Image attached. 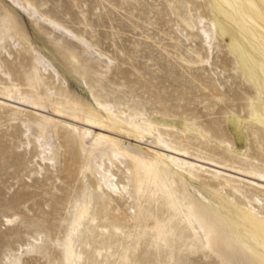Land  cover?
<instances>
[{"label": "rangeland", "instance_id": "rangeland-1", "mask_svg": "<svg viewBox=\"0 0 264 264\" xmlns=\"http://www.w3.org/2000/svg\"><path fill=\"white\" fill-rule=\"evenodd\" d=\"M2 1L0 30L6 22ZM31 1L41 12L86 37L114 59L115 67L101 75L97 82L99 89L94 90L100 100L115 102L116 108L125 107L129 113H143L160 127H172L175 131L170 137L175 141L182 139L195 156L223 164H242L245 168L264 166V130L251 119L250 110L252 100H257L255 83L260 81L254 75L248 79L229 36L218 33L211 67L186 66V60L196 58L188 55L180 43L199 46V39L190 28L200 15L213 18L206 1ZM171 6L178 13L174 14ZM22 18L34 44L52 59L39 39L34 38L28 18L25 15ZM40 29L90 66L91 80L96 85L100 73L95 55H87L76 38L51 32L44 25ZM24 46L22 43L21 47ZM12 56L2 51L0 69L9 72L12 78L28 77L39 84V74L30 55L14 49ZM55 65L63 82L52 83L51 79L46 82L63 89L69 84L72 92L89 107L97 108L83 78L57 62ZM20 88L28 89L26 85ZM261 92L264 97L263 88ZM234 115L243 118L242 127L231 122ZM17 117L12 110L0 108V261L9 249L24 243L27 235L42 231L53 240V249L47 261L42 259L37 264H64L62 249L55 247L57 240L69 232L75 204L82 201L88 203V212L83 231L74 241L76 264H222L212 254H203L205 241L197 227L182 222L186 217L185 207L175 209L166 197L167 189L156 180L149 183L139 199L120 200L97 186L88 175L84 161L83 177L77 173V166H81L77 146V152H65L70 153L68 161L59 158L61 169L51 171L52 178L32 173L37 169L35 153L25 150L26 140ZM69 129L72 131V127ZM81 132L85 131L81 128ZM199 132L208 136L203 138ZM72 135H76L74 131ZM122 138L135 146L146 147L128 135L123 134ZM226 143L235 150L233 154L227 151ZM107 149V144L100 146L101 153ZM73 161L76 165L69 166ZM250 181L244 178L237 190L228 191L236 206L253 202L255 197L251 194L264 198V191L252 188ZM58 186L63 189L52 188ZM189 188L211 197L199 183L190 182ZM128 207L140 214L141 221L133 219ZM6 217L15 219L12 226H6ZM156 225L168 232L159 236Z\"/></svg>", "mask_w": 264, "mask_h": 264}, {"label": "bare ground", "instance_id": "bare-ground-1", "mask_svg": "<svg viewBox=\"0 0 264 264\" xmlns=\"http://www.w3.org/2000/svg\"><path fill=\"white\" fill-rule=\"evenodd\" d=\"M195 1H206L213 18L200 15L191 26L192 35L199 39L198 47L190 42L180 43L188 55L196 58L194 61L186 60V66L211 67V56L218 47V33L229 36L230 45L237 47L240 67L247 71L248 79L254 75L260 81L257 85L255 83L257 100H252L250 110L251 119L264 130V97H261V89H264V0ZM1 3L6 22L0 30V54L3 51L12 56L14 49L29 54L33 68L39 74V84L36 85L28 77L12 78L9 72L0 69V108L18 115L22 136L26 140L25 150L35 153L33 158L37 169L32 173L45 179L52 178L51 171L61 169L59 158L68 161L70 153L66 155L65 152H77V146L81 163L77 166V173L83 177L84 161L88 175L97 186L120 200L133 202L145 194L152 180L161 183L167 189L166 197L170 198L171 205L178 210L179 206L185 207L186 217L182 222L191 228L197 227L205 241L204 255L212 254L222 264H264V198L251 194L255 197L253 202L236 206L227 194L231 189L237 190L244 178L251 180L249 185L252 188L264 191V166L245 168L242 164H223L212 158L195 156L188 151L182 139L175 141L170 137L175 131L172 127H160L143 113H129L125 107L116 108L115 102L100 100L94 90L99 89L97 82L101 75L115 67L113 58L98 50L86 37L41 12L31 0H3ZM171 7L174 14L178 13L174 6ZM24 15L29 20L34 38L39 39L52 59L34 44L22 18ZM41 25L51 32L76 38L87 55H95L100 73L96 85L89 73L91 67L66 47L57 44L55 39L49 38L40 29ZM22 43L26 46L21 47ZM54 61L83 78L97 108L89 107L72 92L69 84L63 89L46 82L47 79L52 83L63 82ZM26 79L28 82L25 84L23 81ZM23 85L28 89H21ZM231 122L242 127L244 120L234 115ZM62 127L64 129L60 131ZM81 128L85 131L83 134ZM123 134L138 139L146 147L125 141ZM198 134L203 138L208 136L203 132ZM104 144L108 149L101 153L100 146ZM225 146L228 152L234 153L229 143ZM72 165H76V161L69 166ZM190 182L199 183L211 197L198 189L191 190ZM52 188L63 189L59 186ZM74 207L75 216L69 232L62 240H57L55 247L62 249L64 264H76L78 255L74 241L83 231L88 212V203L78 201ZM128 209L134 214L133 219L141 221L139 213L131 211V207ZM4 220L6 226H12L15 219L6 217ZM155 229L159 236L168 232L159 225ZM52 243L53 240L42 231H35L27 235L24 243L9 249L0 264L47 261L53 249Z\"/></svg>", "mask_w": 264, "mask_h": 264}]
</instances>
